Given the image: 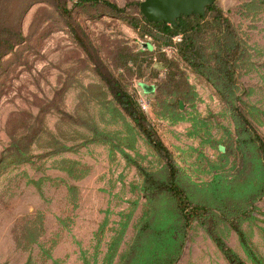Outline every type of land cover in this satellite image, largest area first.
<instances>
[{
    "label": "rangeland",
    "instance_id": "374dc122",
    "mask_svg": "<svg viewBox=\"0 0 264 264\" xmlns=\"http://www.w3.org/2000/svg\"><path fill=\"white\" fill-rule=\"evenodd\" d=\"M62 1L63 11L54 0L10 3L23 38L0 65V264H149L151 254L177 252L175 200L145 194L135 164L163 178V160L97 66L148 100L147 120L191 201L212 208L246 264H264V162L248 140L250 123L264 141V0H215L240 37L231 92L174 52L160 62V43L106 7ZM111 1L138 14L140 0ZM173 264L229 262L193 219Z\"/></svg>",
    "mask_w": 264,
    "mask_h": 264
},
{
    "label": "trees",
    "instance_id": "16d2710c",
    "mask_svg": "<svg viewBox=\"0 0 264 264\" xmlns=\"http://www.w3.org/2000/svg\"><path fill=\"white\" fill-rule=\"evenodd\" d=\"M12 0H0V65L2 58L10 52L13 46L23 38L19 25V19L13 15V7L10 5ZM81 7H106L109 13L122 18L131 24L141 33H148L162 46H173L174 53L184 61L193 71L207 78H212V82L219 92L227 90L231 92L233 85V66L232 62L241 53L240 37L235 31L233 23L222 8L215 2L205 6L203 15L191 13L189 15H179L175 24H169L165 21L148 20L138 9V14L129 15L124 6H119L111 0H78L76 1ZM140 3V1H139ZM57 10H65V3L61 0H54ZM179 38L174 40V36ZM210 46L212 49L206 51ZM160 47V48H161ZM144 50L151 51L152 47L146 44ZM158 58L161 62H166L165 52ZM170 58V57H169ZM121 64L133 59L131 54L121 56ZM169 61V60H168ZM99 76L107 85L115 101L133 120L139 132L142 133L147 143L151 145L163 160V170L165 177L159 178L153 171H150L140 164H136L139 172L143 175V192L145 194H154L158 192L168 193L175 200V208L180 215L179 229L181 232V241L177 244V252L174 256L171 254L160 253L159 255L151 254L149 264H173L179 250L183 246L187 227L193 219L205 229L209 237L227 259L229 264H246L238 253L227 244L217 231L214 213L210 206L206 204L193 203L189 194L185 191L184 186L179 181L180 167L171 152L155 128L148 122L145 112L140 108L136 98L127 89L123 87L120 81L107 69L102 70L97 66ZM221 80V81H220ZM248 126L247 121H244ZM250 143L256 145L262 161L264 162V141L260 134L255 131L249 123ZM229 224L238 235V238L249 255L256 259L255 251L240 224L233 218H228Z\"/></svg>",
    "mask_w": 264,
    "mask_h": 264
},
{
    "label": "water",
    "instance_id": "95a60500",
    "mask_svg": "<svg viewBox=\"0 0 264 264\" xmlns=\"http://www.w3.org/2000/svg\"><path fill=\"white\" fill-rule=\"evenodd\" d=\"M212 2L215 0H140L139 8L148 20H162L169 24H175L176 18L181 14L203 15L205 6ZM141 85L144 92L152 90V85L145 83Z\"/></svg>",
    "mask_w": 264,
    "mask_h": 264
},
{
    "label": "built area",
    "instance_id": "2783aa9c",
    "mask_svg": "<svg viewBox=\"0 0 264 264\" xmlns=\"http://www.w3.org/2000/svg\"><path fill=\"white\" fill-rule=\"evenodd\" d=\"M174 38V40H176V39H178L179 38V35H176V36H174L173 37ZM162 51H164V52H174V47L173 46H162L161 48H160ZM144 92V91H143ZM136 101H137V103L139 104V106H140V108L143 110V111H145L146 109H147V107H148V100L143 96V95H138V97H136Z\"/></svg>",
    "mask_w": 264,
    "mask_h": 264
}]
</instances>
